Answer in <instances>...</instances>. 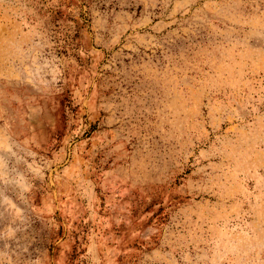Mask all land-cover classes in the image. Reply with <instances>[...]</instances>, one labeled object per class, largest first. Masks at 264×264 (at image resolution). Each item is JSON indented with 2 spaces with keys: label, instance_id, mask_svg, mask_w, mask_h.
<instances>
[{
  "label": "rangeland",
  "instance_id": "374dc122",
  "mask_svg": "<svg viewBox=\"0 0 264 264\" xmlns=\"http://www.w3.org/2000/svg\"><path fill=\"white\" fill-rule=\"evenodd\" d=\"M0 264H264V0H0Z\"/></svg>",
  "mask_w": 264,
  "mask_h": 264
}]
</instances>
